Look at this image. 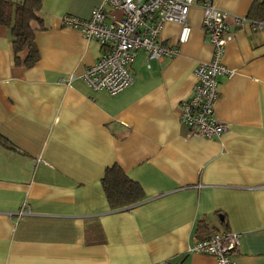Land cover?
Returning <instances> with one entry per match:
<instances>
[{
    "label": "crops",
    "instance_id": "obj_1",
    "mask_svg": "<svg viewBox=\"0 0 264 264\" xmlns=\"http://www.w3.org/2000/svg\"><path fill=\"white\" fill-rule=\"evenodd\" d=\"M203 0L188 32L164 22L159 38L178 48L160 59L136 51L132 83L92 91L84 71L103 47L63 15L87 19L103 0H41L32 22L38 58L14 60L0 25V264H217L189 252L213 230L239 234L233 264H264V30L227 23L216 116L224 132L191 135L178 103L211 59ZM239 17H264L258 0H210ZM118 16V12H114ZM116 165L142 200L111 208L102 177ZM90 233L97 240L90 242Z\"/></svg>",
    "mask_w": 264,
    "mask_h": 264
},
{
    "label": "built area",
    "instance_id": "obj_2",
    "mask_svg": "<svg viewBox=\"0 0 264 264\" xmlns=\"http://www.w3.org/2000/svg\"><path fill=\"white\" fill-rule=\"evenodd\" d=\"M195 0H103L94 6L87 19L63 15L62 24L81 32L85 38L97 41L103 52L99 59L84 71L82 79L92 91L115 95L133 80L131 65L136 51L143 50L147 58L160 59L178 53V48L159 38V29L166 21L181 24L178 41L186 39V24L190 7ZM202 28L212 47L211 59L196 64V82L191 94L178 103L180 123L191 135L208 139L220 136L226 125L218 119L214 103L219 95L218 77L230 70L221 62L227 41V23L235 26L247 23L253 30H264V19L229 15L210 0H203ZM118 12L119 15H114ZM239 251V234L228 230H213L205 237L194 239L189 252L209 255L217 264H233Z\"/></svg>",
    "mask_w": 264,
    "mask_h": 264
},
{
    "label": "trees",
    "instance_id": "obj_3",
    "mask_svg": "<svg viewBox=\"0 0 264 264\" xmlns=\"http://www.w3.org/2000/svg\"><path fill=\"white\" fill-rule=\"evenodd\" d=\"M40 3L41 0H0V25L10 29L16 63H20L18 54L22 51L26 52L24 66H31L38 58L31 23L38 20ZM256 6L259 14L264 12V0H258ZM251 19H264V17ZM102 186L111 208L130 206L143 198L140 186L130 180L116 165L105 170ZM89 241H97L91 233Z\"/></svg>",
    "mask_w": 264,
    "mask_h": 264
}]
</instances>
